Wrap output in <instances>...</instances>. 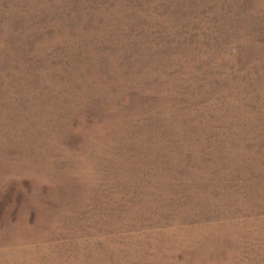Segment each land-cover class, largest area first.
<instances>
[{
  "label": "rangeland",
  "instance_id": "rangeland-1",
  "mask_svg": "<svg viewBox=\"0 0 264 264\" xmlns=\"http://www.w3.org/2000/svg\"><path fill=\"white\" fill-rule=\"evenodd\" d=\"M0 264H264V0H0Z\"/></svg>",
  "mask_w": 264,
  "mask_h": 264
}]
</instances>
